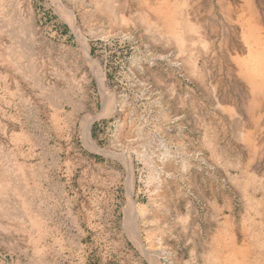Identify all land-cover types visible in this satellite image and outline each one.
Here are the masks:
<instances>
[{
	"label": "rangeland",
	"instance_id": "374dc122",
	"mask_svg": "<svg viewBox=\"0 0 264 264\" xmlns=\"http://www.w3.org/2000/svg\"><path fill=\"white\" fill-rule=\"evenodd\" d=\"M20 2L45 87L8 62L0 32V184L13 198L16 168L26 207L0 197V264H264V84L243 72L264 48V0H111L105 17L70 1L106 95L51 1ZM165 2L194 25L177 28L184 47ZM86 116L97 151L76 130Z\"/></svg>",
	"mask_w": 264,
	"mask_h": 264
},
{
	"label": "bare ground",
	"instance_id": "6f19581e",
	"mask_svg": "<svg viewBox=\"0 0 264 264\" xmlns=\"http://www.w3.org/2000/svg\"><path fill=\"white\" fill-rule=\"evenodd\" d=\"M50 1H51V4H53V6L55 7L54 9L59 14L61 19H63L67 23H69L70 28L74 31V33L76 35L77 34L79 35L78 37L80 38L81 47H82L81 50L83 51V61L86 62L88 67H90L92 72H94V76L97 79L98 86H99V89L101 90V92L105 95L108 94V93H106L108 90V83L106 80L105 70L102 67L101 62L99 60L94 59L91 55L92 54L91 53L92 47H91L90 41L88 40V38L86 36L82 35V30L79 27V24H80L79 16H78L74 6L71 7L69 5L70 1H73V0H50ZM86 1L87 0H82V3L83 2L85 3ZM90 2L95 3V10L97 9L98 15L103 16L104 10L106 8L111 9L112 14H114V15H118L120 12V10L118 9L119 7H117L115 5V3H112L111 0H90ZM75 3H76V1H75ZM164 5H165L164 7L161 6V7L157 8V12L158 13H162L161 11L164 12V15H162V14L161 15L163 16V18L166 21H168V24H170L172 26V29H173L172 33L174 36L173 35L172 36L175 39L173 37H172V39H174L175 43L177 42L178 45H181L184 47V44L189 43L193 38L192 39L186 38V37L184 38L183 36L177 35V34H179V33H177V28L180 27V25H181V27H183L185 25L184 27L191 28L190 29V32H191V30H193L192 27L194 25H192V27H191V24L187 21V19L185 17L179 18V16H177V13H179V12H176L175 10H173V8L170 7L166 2L164 3ZM89 12L90 11L87 12V10H85V12H83L82 17L84 18ZM105 12H106V10H105ZM104 17H105V15H104ZM35 26H36V16H34L33 8L30 11V13H28V15L25 17L23 14V11H22V3L20 2V0H0V32L7 35L8 38H11L12 42H15V44H13V46H9L7 48V60L9 63H11V65H13L18 70H20L26 79H28V78L35 79L36 83L44 89L45 85L43 83V80H41L39 78V76L37 75V73L33 69V67H34L33 57L37 56V46H36V41L34 39H35L36 35H38V32L36 31L37 27H35ZM100 31H102V30H100ZM180 31H182V30H180ZM250 34L252 35L251 30H250ZM256 39H257V44L261 45L260 36H257ZM187 41H189V42H187ZM185 42H187V43H185ZM258 49H260V50H251L250 55H249L250 58L248 57L249 58L248 60H246V59L243 60V68H244L243 72H244V75L246 77H249L253 83L261 86L264 84V48H258ZM182 50H183V48H182ZM24 61L28 62L30 65H26V63L23 64ZM58 93H60V92L58 91ZM60 96H62V94ZM63 97H64V95H63ZM113 106H115V102H114L113 98L111 97L108 107L113 108ZM72 108H74V107H72ZM65 116H66V114H65ZM94 121H95V118H93L91 116H86L83 118V120L81 119V124H80L79 129H76V128L72 129V131H74L75 129L79 130V133L82 136L81 138H83V140H84L85 146L88 149H90L91 151L92 150L93 151L98 150V148L96 147V144L92 138V132H91L92 125H93ZM83 140H82V142H83ZM127 159H128L127 160V168L130 171L131 179H133V165H132L131 161L129 160V158H127ZM2 161H3V159H2ZM149 165H151V180L152 181L153 180H159L160 174L157 172L158 168L156 169V166H154V164L152 162L149 163ZM159 168H161V167L159 166ZM8 169H10V167H8ZM10 170H11L12 181H11V186L9 187L8 191L12 190V194H14V193L15 194L13 195V198L8 199L7 196L9 194L8 193L5 194V192H7V189L1 188V186H8V185L0 184V197H2L1 202H3V201L6 202V200L8 202L10 200V202L13 203V205H14V206L12 205L13 209L18 210L19 214H21L20 215L21 218L22 217L25 218L23 213L26 211V207H23L24 205L20 201L21 198H19V195L20 194L22 195L21 192L23 190V187H17L15 189V191H13V187L15 185L13 183H15V181L20 179V172L14 167L11 168ZM160 170L161 169H159V171ZM6 177H8V176H6ZM131 179H130V182L132 181ZM132 183H133V181H132ZM129 187H133L132 184ZM62 192H63V190H62ZM63 194H65V193L63 192ZM131 208H133V207H131ZM2 211L6 212L4 209ZM134 212H135V209H134ZM10 214H12V213H10ZM13 215L14 214H12L11 216H13ZM132 220H130V221H132ZM135 221H136V219H135ZM133 222H134V220H133ZM132 224H133L132 236H133L135 242L137 244H140L139 226L137 223H132ZM226 258H227L226 264H237V261L235 260L234 253L229 254L228 257L226 256Z\"/></svg>",
	"mask_w": 264,
	"mask_h": 264
}]
</instances>
